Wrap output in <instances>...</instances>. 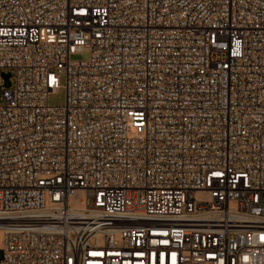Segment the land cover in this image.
I'll return each instance as SVG.
<instances>
[{"label": "built area", "instance_id": "1", "mask_svg": "<svg viewBox=\"0 0 264 264\" xmlns=\"http://www.w3.org/2000/svg\"><path fill=\"white\" fill-rule=\"evenodd\" d=\"M0 230V264H264V0H0Z\"/></svg>", "mask_w": 264, "mask_h": 264}, {"label": "rangeland", "instance_id": "2", "mask_svg": "<svg viewBox=\"0 0 264 264\" xmlns=\"http://www.w3.org/2000/svg\"><path fill=\"white\" fill-rule=\"evenodd\" d=\"M90 57V52L88 49H84L76 54H74L71 58L72 60H88ZM50 104L53 105H62L65 102V89L60 88L55 91L49 98Z\"/></svg>", "mask_w": 264, "mask_h": 264}, {"label": "water", "instance_id": "3", "mask_svg": "<svg viewBox=\"0 0 264 264\" xmlns=\"http://www.w3.org/2000/svg\"><path fill=\"white\" fill-rule=\"evenodd\" d=\"M5 81L9 84V77H10V74L9 73H2Z\"/></svg>", "mask_w": 264, "mask_h": 264}, {"label": "bare ground", "instance_id": "4", "mask_svg": "<svg viewBox=\"0 0 264 264\" xmlns=\"http://www.w3.org/2000/svg\"><path fill=\"white\" fill-rule=\"evenodd\" d=\"M1 239H2V231L0 230V246H1Z\"/></svg>", "mask_w": 264, "mask_h": 264}]
</instances>
